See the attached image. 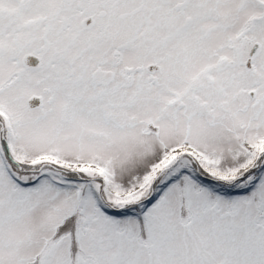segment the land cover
I'll use <instances>...</instances> for the list:
<instances>
[{"label": "snow or ice", "instance_id": "6c2138e0", "mask_svg": "<svg viewBox=\"0 0 264 264\" xmlns=\"http://www.w3.org/2000/svg\"><path fill=\"white\" fill-rule=\"evenodd\" d=\"M0 264H264V0H0Z\"/></svg>", "mask_w": 264, "mask_h": 264}]
</instances>
